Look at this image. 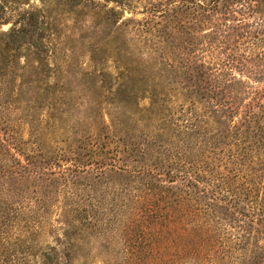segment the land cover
<instances>
[{
  "label": "trees",
  "instance_id": "16d2710c",
  "mask_svg": "<svg viewBox=\"0 0 264 264\" xmlns=\"http://www.w3.org/2000/svg\"><path fill=\"white\" fill-rule=\"evenodd\" d=\"M62 7L120 30L96 0H0V264H264V89L244 111L204 56L150 92L58 79Z\"/></svg>",
  "mask_w": 264,
  "mask_h": 264
},
{
  "label": "rangeland",
  "instance_id": "374dc122",
  "mask_svg": "<svg viewBox=\"0 0 264 264\" xmlns=\"http://www.w3.org/2000/svg\"><path fill=\"white\" fill-rule=\"evenodd\" d=\"M96 1L107 11H114L111 15L120 30L110 31L104 43L94 10L69 11L62 7L63 31H72L74 37L64 41L56 64L62 69L68 67L73 75L59 73L58 79H83L90 73L89 80L94 74H105L110 82H116L122 76L128 82L134 79L137 86L144 85L150 92L149 86L170 81L165 66L197 62V57L204 56L207 60L224 59L233 66L232 74L242 83L236 88L244 92V111L264 89V59L244 57L251 47L264 48V0ZM32 4L40 5V1ZM149 103L141 104L148 107ZM52 219L56 221L57 216Z\"/></svg>",
  "mask_w": 264,
  "mask_h": 264
}]
</instances>
